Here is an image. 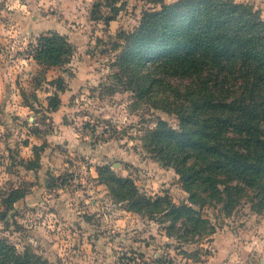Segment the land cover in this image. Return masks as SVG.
Segmentation results:
<instances>
[{"label": "rangeland", "instance_id": "rangeland-1", "mask_svg": "<svg viewBox=\"0 0 264 264\" xmlns=\"http://www.w3.org/2000/svg\"><path fill=\"white\" fill-rule=\"evenodd\" d=\"M97 1L0 0V239L48 264H206L221 237L226 249L251 242L247 264H264V200L257 188L228 179L239 188L221 184L208 198L194 187L200 203L190 219L202 221L193 224L186 216L172 221L161 213L166 206L130 211L99 176V168H109L150 199L189 202L174 164L153 157L143 140L159 119L178 129L175 114L162 109V98L173 96L159 91L138 99L130 75L115 63L118 34L134 31L150 5L117 0L112 13ZM232 1L264 20V0ZM49 33L73 47L56 66L33 57L36 39ZM54 95L58 108L48 102ZM12 190L23 197L9 207Z\"/></svg>", "mask_w": 264, "mask_h": 264}, {"label": "trees", "instance_id": "trees-1", "mask_svg": "<svg viewBox=\"0 0 264 264\" xmlns=\"http://www.w3.org/2000/svg\"><path fill=\"white\" fill-rule=\"evenodd\" d=\"M102 1L112 13L118 9L117 0ZM143 1L150 6L138 27L117 36L120 43L114 44L121 52L115 63L122 74L130 75L138 99L147 95L151 99L159 91L173 96L171 102L162 98V109L175 114L178 129L159 119L143 140L153 157L174 164L190 192L189 202L178 206L169 197L150 199L140 194L132 179L109 168H99V176L127 201L130 211L155 212L166 206L161 213L172 216V221L197 214L193 206L200 198L194 187L208 192V198L221 184L237 190L238 186H228V179L257 188L264 200V20L232 0ZM36 43L33 57L40 65H59L73 50L56 33L40 35ZM48 102L58 108L59 97L51 96ZM22 197L19 190H12L7 205ZM190 220L202 221L195 216ZM0 264L48 263L0 239Z\"/></svg>", "mask_w": 264, "mask_h": 264}, {"label": "crops", "instance_id": "crops-1", "mask_svg": "<svg viewBox=\"0 0 264 264\" xmlns=\"http://www.w3.org/2000/svg\"><path fill=\"white\" fill-rule=\"evenodd\" d=\"M223 238L217 237L214 241V244L218 248V253H215V256L206 264H247L251 257L254 245L251 242L246 244L231 243L232 249L223 248ZM246 253V254H245ZM251 255V256H250Z\"/></svg>", "mask_w": 264, "mask_h": 264}]
</instances>
